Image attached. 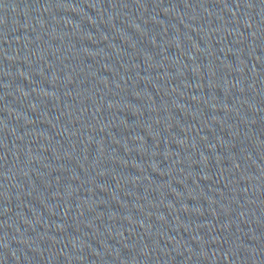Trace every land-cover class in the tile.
<instances>
[{
    "label": "water",
    "instance_id": "1",
    "mask_svg": "<svg viewBox=\"0 0 264 264\" xmlns=\"http://www.w3.org/2000/svg\"><path fill=\"white\" fill-rule=\"evenodd\" d=\"M0 264H264V0H0Z\"/></svg>",
    "mask_w": 264,
    "mask_h": 264
}]
</instances>
